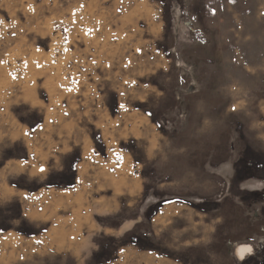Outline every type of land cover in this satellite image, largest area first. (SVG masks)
Wrapping results in <instances>:
<instances>
[{"label":"rangeland","instance_id":"rangeland-1","mask_svg":"<svg viewBox=\"0 0 264 264\" xmlns=\"http://www.w3.org/2000/svg\"><path fill=\"white\" fill-rule=\"evenodd\" d=\"M0 264H264V0H0Z\"/></svg>","mask_w":264,"mask_h":264},{"label":"snow or ice","instance_id":"snow-or-ice-1","mask_svg":"<svg viewBox=\"0 0 264 264\" xmlns=\"http://www.w3.org/2000/svg\"><path fill=\"white\" fill-rule=\"evenodd\" d=\"M249 252L251 251V249L248 250ZM242 258V257H241Z\"/></svg>","mask_w":264,"mask_h":264}]
</instances>
